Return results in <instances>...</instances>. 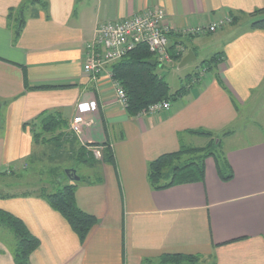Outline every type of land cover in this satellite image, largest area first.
I'll list each match as a JSON object with an SVG mask.
<instances>
[{
    "label": "crops",
    "instance_id": "1",
    "mask_svg": "<svg viewBox=\"0 0 264 264\" xmlns=\"http://www.w3.org/2000/svg\"><path fill=\"white\" fill-rule=\"evenodd\" d=\"M28 1L0 0V174L13 180L27 171L25 159L36 153L31 127L46 113L66 125L56 134L73 155L84 144H107L113 156L111 163L95 160L101 182L54 173L48 183V193L77 183L78 207L97 219L83 243L31 187L16 183L3 194L0 186V210L21 219L40 242L30 263L159 264L160 255L184 254L206 264L211 257L216 264H264V31L249 29L241 17L212 33H184L264 8V0ZM21 5L25 22L13 42L7 14ZM155 6L166 13L169 53L181 52L157 73L166 78L175 65L186 70L170 93L183 91L167 111L130 115L115 103L108 80L94 84L84 74L85 45L98 24ZM188 50L195 59L178 67ZM24 73L28 86L50 88L26 89ZM76 116L89 123L79 136L69 129ZM198 129L221 137L233 178L222 182L208 158L201 183L153 190L148 163L181 145H207L188 132ZM10 233L0 226V264H14L13 245L4 240Z\"/></svg>",
    "mask_w": 264,
    "mask_h": 264
},
{
    "label": "trees",
    "instance_id": "2",
    "mask_svg": "<svg viewBox=\"0 0 264 264\" xmlns=\"http://www.w3.org/2000/svg\"><path fill=\"white\" fill-rule=\"evenodd\" d=\"M24 8L25 5H21L18 9H10L7 14V23L11 28L13 42L18 40L24 26ZM228 17L231 19L228 24L237 22L241 17H247L250 20L249 29L264 31V8L254 10L249 14L233 15L232 17L228 15ZM170 54L175 62L181 57L180 51ZM210 63L212 64V60L209 61L208 65ZM157 68L160 67L145 44L137 45L123 58L111 65L112 78L119 82L126 93L128 99L126 111L130 115H137L157 102L174 101L176 97L182 94V89L170 93L168 83L163 76L157 73ZM24 85L26 89L30 90L50 88V86H28L25 73ZM65 127L66 125L53 113L43 114V117L39 118L38 126L36 128L31 127L34 144L39 142L43 144L47 140L53 141L54 139L60 142L62 140L60 139L62 138L61 134H56V132ZM188 132L192 135L207 138L209 140L208 144L203 147L181 145L179 150L163 153L149 162L147 165V181L153 190L161 191L174 186L201 183L204 180L205 161L208 158L214 161L216 173L222 182H228L233 178V172L222 149L221 137L214 136L212 132L203 129ZM229 134L227 132L223 136ZM77 162L88 166L97 164L90 153L82 147L78 149ZM102 162H113L112 152L107 144L103 145ZM94 181L101 182V178L97 177ZM80 182L87 181L80 178ZM76 188L77 183L65 184L53 193H48L45 187H40L39 191L35 190L33 193L44 198L51 209L66 221L79 242L83 243L92 228L96 226L97 219L78 207ZM0 226L5 227L14 235V245L11 247L14 264H31L30 257L39 247V240L30 233L21 219L6 211L0 210ZM158 260L159 264H206L199 255L163 254L159 256ZM210 260L207 264H216L213 257ZM146 263L144 262V264Z\"/></svg>",
    "mask_w": 264,
    "mask_h": 264
},
{
    "label": "built area",
    "instance_id": "3",
    "mask_svg": "<svg viewBox=\"0 0 264 264\" xmlns=\"http://www.w3.org/2000/svg\"><path fill=\"white\" fill-rule=\"evenodd\" d=\"M166 18L162 7H151L139 12L124 21H108L98 24L91 40L85 45L82 69L84 74L94 84L101 79L108 80L113 92L115 103L123 109L127 108L128 99L122 86L112 78L111 65L123 58L139 44H145L160 68L173 63L168 49V27L164 24ZM228 16L217 18L205 26H196L184 30L185 34L199 35L204 32H215L230 23ZM169 109L168 101L154 103L139 112L141 115L156 114ZM84 123L76 116L69 125L71 132L80 135ZM83 148L95 160L102 159L103 146L84 144Z\"/></svg>",
    "mask_w": 264,
    "mask_h": 264
},
{
    "label": "rangeland",
    "instance_id": "4",
    "mask_svg": "<svg viewBox=\"0 0 264 264\" xmlns=\"http://www.w3.org/2000/svg\"><path fill=\"white\" fill-rule=\"evenodd\" d=\"M29 1L28 3H30ZM176 66L177 65H175V68L171 70L169 76L164 78V80L168 82L171 92L176 90V87L179 86L180 80H185L184 74L186 70L177 69ZM164 68H161L160 71L166 70ZM193 71L194 70H188V73H192ZM35 146L36 153L34 156L30 159H25V163L28 166L26 168L27 171L24 172L26 174L21 172L22 175L19 177V179L13 178V180L6 177L5 174H0V186H2L1 190L3 194L9 192L8 189L16 183L24 184L22 185V188L31 187L33 192L35 190L39 191L40 187H45V190L49 189L50 185L48 183L50 180L54 179V173L61 174L64 177L65 170L69 168L75 169L76 175L79 178H84L90 181H94L96 179L97 167L95 166H97V164L94 166L87 165V167H85V165L83 166V164L81 165L78 163L77 159H75L77 152H75L74 155L72 152H69L67 143L62 142V140H60V142L55 141V139L53 141L47 140L43 144L39 142ZM99 162H102V159L99 160ZM49 191H52V193L55 192V190ZM10 236L11 238H6L4 240L6 243L8 242L12 246L14 245L15 238L12 232L10 233Z\"/></svg>",
    "mask_w": 264,
    "mask_h": 264
},
{
    "label": "water",
    "instance_id": "5",
    "mask_svg": "<svg viewBox=\"0 0 264 264\" xmlns=\"http://www.w3.org/2000/svg\"><path fill=\"white\" fill-rule=\"evenodd\" d=\"M194 59L195 58H194L192 51L188 50L187 54L181 59L178 67H182L186 65L187 63L191 62ZM151 64H153V62H151ZM64 173H65V176L72 182H78L80 180V178L76 175L75 169H70V168L66 169Z\"/></svg>",
    "mask_w": 264,
    "mask_h": 264
}]
</instances>
